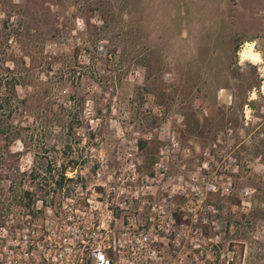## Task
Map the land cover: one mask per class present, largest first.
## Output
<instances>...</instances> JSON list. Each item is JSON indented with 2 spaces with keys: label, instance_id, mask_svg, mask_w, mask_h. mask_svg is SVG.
Wrapping results in <instances>:
<instances>
[{
  "label": "rangeland",
  "instance_id": "rangeland-1",
  "mask_svg": "<svg viewBox=\"0 0 264 264\" xmlns=\"http://www.w3.org/2000/svg\"><path fill=\"white\" fill-rule=\"evenodd\" d=\"M6 67L0 264L33 220L156 233V264H264V0H0Z\"/></svg>",
  "mask_w": 264,
  "mask_h": 264
},
{
  "label": "built area",
  "instance_id": "built-area-1",
  "mask_svg": "<svg viewBox=\"0 0 264 264\" xmlns=\"http://www.w3.org/2000/svg\"><path fill=\"white\" fill-rule=\"evenodd\" d=\"M29 224V228L22 230L24 240L19 242L25 247H18L19 252L9 264H32L31 260L37 264L38 257L43 259L34 253L39 247L47 251L49 256L44 259L51 264H69V261L71 264H156L162 258L161 250L154 244L156 233L150 231H124L120 236L111 237L107 231L89 232L73 224L69 230L59 231L58 239H53L49 231L43 237L37 235L36 221ZM66 254L71 255L69 260L64 259Z\"/></svg>",
  "mask_w": 264,
  "mask_h": 264
},
{
  "label": "trees",
  "instance_id": "trees-1",
  "mask_svg": "<svg viewBox=\"0 0 264 264\" xmlns=\"http://www.w3.org/2000/svg\"><path fill=\"white\" fill-rule=\"evenodd\" d=\"M7 71L8 75L4 76L2 75V71L0 69V110L4 112L6 117V126L3 127L2 123H0V140L1 137L4 136L7 141L14 139V136L17 131L12 127V123L10 122V119L12 118V115L14 114L16 110V106L19 102L18 95H17V85L19 84V81L17 77L10 72L9 68H4V72ZM68 130H72L73 122L70 121V123L67 126ZM138 148L139 150L143 151L147 148V141L144 139H140L138 141ZM69 148V147H68ZM62 169L59 172L58 179L56 180V184L58 187H60L64 180V174H65V165L61 166ZM51 167L48 165V171H50ZM33 175V174H32ZM27 198L28 205L30 202H32V199L34 197L33 193L29 190H25L23 192V198ZM200 229L205 230V232L209 229L207 225H200ZM243 246H241L240 253L242 252ZM230 264H233L232 262Z\"/></svg>",
  "mask_w": 264,
  "mask_h": 264
},
{
  "label": "bare ground",
  "instance_id": "bare-ground-1",
  "mask_svg": "<svg viewBox=\"0 0 264 264\" xmlns=\"http://www.w3.org/2000/svg\"><path fill=\"white\" fill-rule=\"evenodd\" d=\"M248 45H249V49L247 52L242 53V57L245 59L252 58L254 60L256 59L257 53L252 50L251 44H248Z\"/></svg>",
  "mask_w": 264,
  "mask_h": 264
}]
</instances>
